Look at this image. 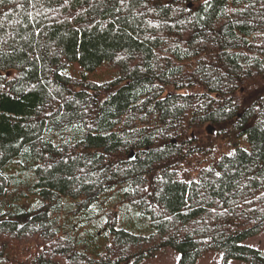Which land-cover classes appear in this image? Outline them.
<instances>
[{"label":"trees","instance_id":"obj_1","mask_svg":"<svg viewBox=\"0 0 264 264\" xmlns=\"http://www.w3.org/2000/svg\"><path fill=\"white\" fill-rule=\"evenodd\" d=\"M263 231L264 0H0V262L264 264Z\"/></svg>","mask_w":264,"mask_h":264},{"label":"rangeland","instance_id":"obj_2","mask_svg":"<svg viewBox=\"0 0 264 264\" xmlns=\"http://www.w3.org/2000/svg\"><path fill=\"white\" fill-rule=\"evenodd\" d=\"M88 78L97 83L107 80L114 76L111 70L105 64L101 65L92 73L87 74ZM240 144V143H239ZM120 228L131 232L147 235L150 233L149 224L136 216L133 212L120 216ZM244 244L251 246L264 255V231L259 235L248 239ZM22 243L16 244L10 241L6 256L0 264H31V258L34 255L33 249L29 250L22 246ZM179 255L170 248L160 250L153 258L144 259L140 264H178ZM221 253L209 252L198 260L196 264H221ZM228 264H244L239 261H230Z\"/></svg>","mask_w":264,"mask_h":264}]
</instances>
